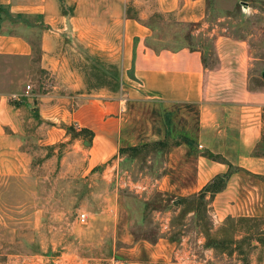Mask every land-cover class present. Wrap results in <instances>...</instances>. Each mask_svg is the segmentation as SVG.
I'll use <instances>...</instances> for the list:
<instances>
[{"label":"crops","instance_id":"crops-1","mask_svg":"<svg viewBox=\"0 0 264 264\" xmlns=\"http://www.w3.org/2000/svg\"><path fill=\"white\" fill-rule=\"evenodd\" d=\"M205 3L0 0V176L22 177L32 170L35 152L31 143L27 145L32 139L48 149L47 158L59 144L79 148L85 154V176L112 186L123 162L121 149L141 143L129 137L133 129L127 114L131 101L156 103L166 116L173 115L171 106H196L195 130L169 132L164 123L165 129L155 134L154 142L172 135L190 142L170 150L171 161L163 165V170H168L154 186L163 194L190 197L217 176L232 172L225 189L210 202L218 218L264 215V81L251 82L252 62L245 42L219 36L215 43L219 65L215 68L206 66L199 49L150 43L155 26L151 20L159 17L156 14L177 13L182 21L199 23L206 16ZM70 40L91 49L108 65L119 64L124 85L133 91L118 97L108 86H89L83 67L73 61L83 64L88 56L72 47ZM34 55H38V67L47 79L43 86L33 85L31 93L25 94V87L15 85L13 78L19 77L18 63L28 61L32 66ZM17 94L22 98L13 100ZM69 128L93 132L90 145L85 137L73 139ZM244 172L257 179L255 185L243 181ZM111 219L118 227L116 215ZM160 230L162 234L169 231L167 226ZM140 242H144L140 249L147 252L145 260L131 256L112 264H168L158 260L169 257L175 259L173 264H195L193 243L190 246L183 240L176 245L163 236ZM140 242L131 239L128 250L132 255ZM170 251L171 255L167 254Z\"/></svg>","mask_w":264,"mask_h":264},{"label":"rangeland","instance_id":"rangeland-1","mask_svg":"<svg viewBox=\"0 0 264 264\" xmlns=\"http://www.w3.org/2000/svg\"><path fill=\"white\" fill-rule=\"evenodd\" d=\"M205 5L206 16L199 23L182 21L177 13L156 14L159 17L151 20L155 26L150 43L199 49L206 66L215 68L219 65L215 45L219 36L245 42L252 62L251 82L262 83L264 0H206ZM39 43L36 39L37 48ZM69 44L88 56L83 64L75 58L73 61L83 67L89 86H108L118 97L133 91L124 85L119 64L108 65L91 49L71 40ZM34 57L32 66L28 61L18 63L19 77L13 78L15 85L25 89L30 85L31 91L33 85L43 86L47 79L38 67V55ZM92 63L96 66L88 67ZM102 67L109 68L114 78L103 74ZM128 77L132 79L130 72ZM130 103L127 114L133 129L129 137L134 143L141 142L139 145L151 144L155 134L165 129V111L149 101ZM171 108L172 122L170 127L166 125L169 132L197 128L196 106ZM175 140L179 138H171L170 143ZM38 144L28 140L35 156L34 166L25 176H0V264H112L131 256L141 261L147 252L140 249L144 244L140 241L151 242L161 236L176 245L183 240L190 246L193 243L195 264H264V215L221 220L210 206L211 198L198 206L200 203L184 201L191 196L158 191L154 185L168 170H163V165L171 161L170 151L149 149L146 156L133 160L121 155L123 162L111 186L92 180V175L85 176V154L79 148L59 144L47 158L48 149ZM242 175L245 183L256 184L253 176ZM138 183L143 185L135 187ZM81 214H86V221H81ZM115 215L118 227L111 219ZM165 226L169 231L162 234L160 229ZM127 230L133 234H125ZM131 239L140 242L134 255L128 250ZM158 261L173 264L175 259Z\"/></svg>","mask_w":264,"mask_h":264},{"label":"trees","instance_id":"trees-1","mask_svg":"<svg viewBox=\"0 0 264 264\" xmlns=\"http://www.w3.org/2000/svg\"><path fill=\"white\" fill-rule=\"evenodd\" d=\"M0 13H2L1 10H0ZM102 72H103V74H105V75L109 74L112 78H114V74H111V72L109 70L105 69L104 67H102ZM130 74L133 75L132 72ZM171 122L172 121H171L170 116L165 117L164 123L167 126L170 127L169 124ZM68 133L72 135L73 139L82 138V137L87 138V140H86L87 146L90 145L91 140H92L93 135H94L93 132H91L87 129H83L81 131H76L73 128H69ZM171 134H170V136H171ZM171 138H172V136L170 138L167 137L165 140L152 142L151 144H141L139 146H129L126 148H122L121 149V155H125V156L127 155V159L130 158L131 160H133V159L138 158V157L142 158L143 155L146 156V152L149 149L154 150V152H156V153L157 152L158 153H167L173 147L178 146L183 142H185V143L190 142L189 138L188 139L183 138L182 140L179 139V140H175V142H173V143H170ZM231 173H228V174L223 175V176H217L199 194L193 195V196H191V198H185L184 201H189V202H193V203L196 202L198 204L200 203V205H198V206L205 204V199H207L208 195H210V198L212 199L217 193H219L225 189L226 184H227V177ZM196 208H197V205H196Z\"/></svg>","mask_w":264,"mask_h":264},{"label":"built area","instance_id":"built-area-1","mask_svg":"<svg viewBox=\"0 0 264 264\" xmlns=\"http://www.w3.org/2000/svg\"><path fill=\"white\" fill-rule=\"evenodd\" d=\"M29 93H31V86L30 85L27 86L25 94H29ZM22 96L23 95H20V94L14 95L13 100H20L22 98ZM80 219H81V221H86L87 220L86 214H81Z\"/></svg>","mask_w":264,"mask_h":264}]
</instances>
